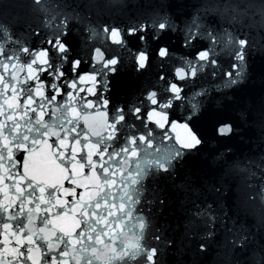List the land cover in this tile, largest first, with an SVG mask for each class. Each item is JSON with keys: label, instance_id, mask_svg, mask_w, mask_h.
Returning a JSON list of instances; mask_svg holds the SVG:
<instances>
[{"label": "snow or ice", "instance_id": "1", "mask_svg": "<svg viewBox=\"0 0 264 264\" xmlns=\"http://www.w3.org/2000/svg\"><path fill=\"white\" fill-rule=\"evenodd\" d=\"M31 4L36 6L39 27H32L31 23L17 16H13L7 25L0 22V84L3 85L0 88V102L5 106L0 114L12 109L16 120H20L25 112L43 118L52 109L77 102H81L86 109H102V114L108 117L107 123L111 125L113 135L110 139L118 142L114 147H120L130 157V165L133 159L135 161V166L130 167V174H134L131 185L134 192L127 191L117 204L109 203V197L101 190L100 202L93 203L91 211L76 206L75 215L67 223L62 222L68 214L61 212L58 216V209L44 208L43 215H40L41 208L36 206L32 211L39 216V225L46 222L49 226L48 230L40 228L44 239L50 241L48 252L43 254L38 249L34 251L33 247H28L34 246V236L39 238L36 232L26 236L23 230L15 231L11 223L0 224V264H168L169 257L180 259L184 255L189 258L186 264H191L193 257L186 249L192 247L193 239L199 241L195 250L203 257L208 251V245L203 241L211 242L217 236V232L212 230L216 223V213L211 203L197 206V211L190 213L194 219L186 221L185 228L188 229L189 225L196 227L198 220L203 231L194 233L187 230L183 243L178 239L165 238L159 228H154L146 235L153 206L158 202L160 210L164 205L156 182L162 177L174 181L176 165L202 145L201 136L191 124L204 110V103L198 98L203 97L206 102L215 93L217 102H220V97L231 100L230 93L247 82L249 50L255 51L259 47L264 52V10L248 14L238 13L233 7L227 26L205 23L197 13L177 24L166 5L145 8L137 14L140 19L129 16L126 27L123 22L120 25L104 23L97 27L90 18L85 25L83 18L76 14V21L82 25L84 33L79 47L84 49L93 41L96 47L89 50L87 57L73 58L68 38L70 35H79L80 30L72 29V14L52 10L45 4V0H31ZM112 6H115V2ZM220 12L221 15H228L229 10L226 7ZM253 15L256 19H253ZM245 16L248 23L244 24V28L251 31L237 32L232 25L242 24ZM53 30L55 34H52ZM177 30L181 33L180 47L187 50L186 55L170 53L165 45H160L153 52L158 60L166 61L171 56L181 62L182 66H174V78L169 79L161 71L150 86L142 85V91L134 95L127 106H112L107 93L111 91V78L122 60L120 50L129 53L123 60L128 62L131 59L137 74L143 72L149 63L148 52L130 47L128 38L136 37L142 44L146 32H152V39L156 40L165 32L175 34ZM253 33L254 38L250 39ZM13 45L16 47H10ZM112 46L115 47L114 51ZM13 52L18 53L15 58ZM95 53H99V56ZM21 55L29 56L30 59L26 64L27 82L20 78L19 84L27 83V91L31 95H24V90L19 89L15 82L10 86L5 80L6 76L15 80L19 75ZM53 60L56 61L55 65ZM82 65H87L88 69H83ZM53 67L59 80L49 70ZM65 68L76 77L75 80L64 79ZM13 69L17 71L14 73ZM206 70H209L211 85L202 86L184 97V86L178 82L187 80L191 83ZM81 84L87 87H78ZM185 99L187 105L183 103ZM17 108L21 111L15 112ZM176 110L180 111V116H174ZM68 111L74 115L78 109L69 107ZM155 111H161L163 115V124L159 127L156 121L149 119V113ZM241 115L247 121L251 113L244 111ZM257 116L264 122V107ZM257 116H251V119ZM13 118L12 113L7 115L8 123L4 128H10L11 132L16 133L20 125H13ZM176 127L183 132L182 136L168 134ZM4 128H0V132ZM154 128L163 135L162 142L154 139ZM235 130L231 121H217L214 125V135L218 138L230 137ZM4 143L10 149L9 160L13 163L0 169V214L3 219L11 220L13 213L19 216L21 212H28L33 200L23 195L30 191L22 174L24 148L12 151V144L8 141ZM230 151L221 150L216 159L224 161L226 171L235 169L246 173L245 186L250 191L243 200L237 197L233 201L234 214L224 229L230 233L223 238V247L228 250L226 259L228 264H233L235 254L247 251L244 258L247 264H264V247L258 251L249 250L253 235L245 223V219H251L254 229L256 225L264 228V156L256 161L248 160L247 167L241 168L238 163L227 160ZM141 152H144L143 157ZM104 155L106 153H101V158ZM253 164L256 170H253ZM104 171L107 172V169ZM253 178L260 181L258 188L251 183ZM108 183L109 187L116 186L115 182ZM176 187L184 186L179 184ZM253 188L256 191H251ZM214 190L220 191L219 188ZM36 191L43 193L45 189L39 188ZM73 195L78 196V190L65 195L63 200L71 202ZM111 199L115 200L116 197L113 195ZM39 201L40 204L45 203L43 195L39 196ZM221 215L228 216V210ZM237 216L242 218L238 221ZM224 223L222 219L221 227ZM57 232L60 233L59 238ZM235 264H244V261L236 260Z\"/></svg>", "mask_w": 264, "mask_h": 264}, {"label": "water", "instance_id": "2", "mask_svg": "<svg viewBox=\"0 0 264 264\" xmlns=\"http://www.w3.org/2000/svg\"><path fill=\"white\" fill-rule=\"evenodd\" d=\"M113 2H115V6H112ZM45 4L57 12L72 14L73 24L71 27L74 30H80L79 35H70L68 38L71 45L70 55L73 58L87 57L90 54L89 50L96 47L95 41L84 49L79 47L84 33L82 25L76 21V14L83 18L85 25L90 18L92 24L97 27L104 23L120 25L122 22L126 27L129 16L140 19L137 14L145 8L166 5L167 11L175 18L177 24L182 23L193 13H197L205 23L227 26L233 7L237 9L238 13L246 12L248 14L264 10V0H45ZM35 7L31 4V0H0V22L7 25L13 16H17L26 23H31L32 27H39L40 20ZM226 7L229 10L228 15H221L220 10ZM253 19H256L255 15H253ZM247 23L248 18L245 16L242 24H235L232 27L237 32L251 31L244 28V24ZM52 34H55V30ZM144 37L142 44L137 41L136 37L128 38L130 47L146 50L149 54L148 67L140 74L135 71L131 59L124 62L123 57L129 56V53L124 49L120 50L119 54L122 60L117 67L116 74L111 78V91L107 93V98L111 101L112 106H127L133 96L142 91V85L150 86L161 71L169 79L174 78V66L181 62L172 59L171 56L166 61L158 60L153 55L157 47L165 45L170 53L187 54V50L180 47L181 33L179 30L175 34L165 32L156 40L152 39V32L144 33ZM249 38L253 39L254 33ZM112 50H115L114 46H112ZM105 51L107 52V50ZM17 54L13 52V57L15 58ZM95 55L98 57L99 53H95ZM29 59V56L21 55L19 75L15 77V80L8 76L5 77L10 86L15 82L19 89H23L24 95H31V92L27 91V83L19 84V79L23 78L27 82L26 64ZM247 62L249 71L247 82L230 93L231 100L220 97V102H217L215 93L209 96L206 102L203 97L198 98L204 103V110L200 116L191 121V124L201 136L203 143L199 149L189 153L185 160L176 165L174 181L162 177L156 182L160 189L159 196L163 198L164 205L160 210L158 202L153 206V211L149 214L150 220L146 235L151 233L154 228H159L165 238L178 239L183 243L186 240L184 233L187 230L190 229L194 233L203 231V228L199 227L200 221L198 220L196 227L189 225L188 229L185 228L186 221L194 219L190 213L197 211V206L211 203L216 213V223L212 229L217 232L216 239L211 242L203 241L208 245V251L203 257L195 250V245L199 241L193 239L192 247L186 249V252L192 254L191 264H228L226 259L228 250L223 247V238L230 233H226L224 229L228 227L227 221L234 214L233 201L237 197L243 200L250 191L245 186L247 183L244 179L246 173H240L235 169L226 171L227 165L224 161L216 159L217 153L223 149H230L231 151L226 157L227 160L238 163L241 168L247 167L248 160L256 161L264 156V128H262L264 122L260 121L257 116V113L264 107V52L260 51L259 47L255 51L249 50ZM55 63L56 61L53 60V65ZM81 67L85 70L88 69L87 65ZM49 70L56 80L60 79L55 67ZM209 70L199 74L191 83L187 80L178 82L184 86V97L189 96L202 86L211 85L212 80L208 76ZM12 71L15 73L17 69ZM64 71L66 73L65 80L76 79L68 72L67 68ZM2 86L0 84V88ZM78 87L87 86L81 84ZM183 103L187 105V99ZM141 106L143 107V105ZM4 107L0 102V110ZM69 107L77 108V113L70 114ZM19 111H21L20 108L15 109V112ZM244 111H249L252 117L257 116V118L251 119L250 116L249 120L245 121L241 115ZM9 113H12L14 117L12 124L20 125L16 133L11 132L10 128H4V125L8 123L6 117ZM180 115L179 110L174 112V116ZM107 119L108 117L102 114V109H86L81 102L52 109L49 115L43 118L25 112L20 120H16L12 109H7L0 114V128H4L0 132V169L13 163L9 160L10 149L4 141L12 144V151L23 147L22 174L25 176L27 185L30 186V191L23 195L33 200V203L29 205L28 212H21L19 216L13 213L11 220L3 219L0 214V224L11 223L15 231L23 230L26 236L36 232L39 238L34 236V246H28L33 247L34 251L38 249L42 254L48 252L50 243L49 240L44 239L43 233L40 232V228L48 230L49 226L46 222L39 225V216L32 211L36 206L41 208L40 215H43L44 208L58 209L56 212L58 216L61 212L68 214L62 222L67 223L68 219L75 215L76 206H82L85 210L91 211V205L100 202L101 190L109 197V203L117 204L127 191L134 192V189L131 188L134 174H130V167L135 166V161L133 159L130 165V157L120 147H114L118 142L110 139L113 133ZM149 119L156 121L157 127L163 124L161 111L150 112ZM222 120L231 121L236 129L230 137L218 138L214 135L215 123ZM153 131L156 133L154 139L162 142L163 135L157 132L156 128ZM168 134L182 136L183 132L176 127L171 129ZM101 153H106V155L101 158ZM143 156L144 152H141V157ZM104 169H107V172ZM253 170H256L254 164ZM98 173L100 175H97ZM108 182H115L116 186L109 187ZM251 183L258 188L260 181L253 178ZM179 184L184 187L177 188L176 185ZM225 187H227V192H225ZM39 188H44L45 191L39 193L36 191ZM216 188H219L220 191H215ZM256 188L251 191H256ZM77 190L78 196L73 195L71 202L63 200L65 195ZM40 195L44 197V204H40ZM113 195L116 197L115 200L111 199ZM227 210L229 215L222 216L221 213ZM241 218L237 216L238 221ZM222 219L225 221L223 227H221ZM245 223L253 235L249 250H260L261 247H264V228L256 225L254 229L251 219H245ZM26 225L27 227H25ZM56 235L57 238L60 237L59 232ZM51 243H55V241H51ZM49 254L52 253L49 252ZM177 255L180 254L177 253ZM246 256L247 251L235 254L233 264L236 260H242L244 264H247L244 259ZM188 259L187 255L181 256L180 259L171 256L168 258V264H186Z\"/></svg>", "mask_w": 264, "mask_h": 264}]
</instances>
